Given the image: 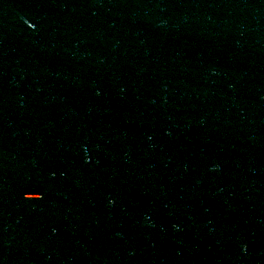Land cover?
I'll return each mask as SVG.
<instances>
[{
	"label": "water",
	"instance_id": "water-1",
	"mask_svg": "<svg viewBox=\"0 0 264 264\" xmlns=\"http://www.w3.org/2000/svg\"><path fill=\"white\" fill-rule=\"evenodd\" d=\"M0 264H264V0H0Z\"/></svg>",
	"mask_w": 264,
	"mask_h": 264
}]
</instances>
